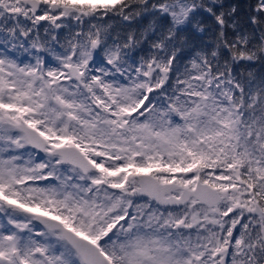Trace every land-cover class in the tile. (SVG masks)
Returning <instances> with one entry per match:
<instances>
[{"label": "snow or ice", "instance_id": "snow-or-ice-1", "mask_svg": "<svg viewBox=\"0 0 264 264\" xmlns=\"http://www.w3.org/2000/svg\"><path fill=\"white\" fill-rule=\"evenodd\" d=\"M0 264H264V0H0Z\"/></svg>", "mask_w": 264, "mask_h": 264}, {"label": "trees", "instance_id": "trees-1", "mask_svg": "<svg viewBox=\"0 0 264 264\" xmlns=\"http://www.w3.org/2000/svg\"><path fill=\"white\" fill-rule=\"evenodd\" d=\"M241 2H242V3H246V2H247V0H241Z\"/></svg>", "mask_w": 264, "mask_h": 264}]
</instances>
